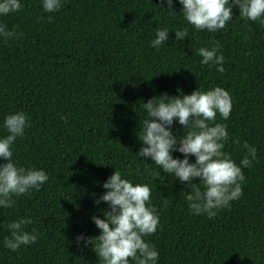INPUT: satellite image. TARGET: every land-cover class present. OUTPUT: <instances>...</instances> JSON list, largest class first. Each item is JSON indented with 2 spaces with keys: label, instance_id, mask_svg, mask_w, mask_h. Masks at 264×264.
I'll list each match as a JSON object with an SVG mask.
<instances>
[{
  "label": "trees",
  "instance_id": "16d2710c",
  "mask_svg": "<svg viewBox=\"0 0 264 264\" xmlns=\"http://www.w3.org/2000/svg\"><path fill=\"white\" fill-rule=\"evenodd\" d=\"M19 2L21 10L0 14L17 33L0 35V138L9 134L4 118L25 113L28 126L12 146L13 161L42 169L48 180L13 197L14 207L0 206V264H99L92 245L76 238L99 235L91 217L103 219L108 204L93 201L114 170L151 189L159 227L144 239L159 253L156 264H264V26L242 18L235 5L226 27L208 32L183 18L179 0L172 13L162 0H61L53 13L42 0ZM185 27L188 37L178 40L172 31ZM162 28L169 39L153 48ZM214 43L223 73L202 65L196 52ZM217 86L231 97L230 116L217 113L215 121L229 135L223 151L240 166L247 141L257 156L251 167L241 166L240 198L209 219L189 211L185 183L136 155L143 146L137 132L150 98ZM171 131L184 134L177 121ZM21 218H31L24 231L35 229L37 240L12 251L4 245L7 225Z\"/></svg>",
  "mask_w": 264,
  "mask_h": 264
},
{
  "label": "clouds",
  "instance_id": "9594fccd",
  "mask_svg": "<svg viewBox=\"0 0 264 264\" xmlns=\"http://www.w3.org/2000/svg\"><path fill=\"white\" fill-rule=\"evenodd\" d=\"M172 13L173 0H162ZM183 6V18L195 30L216 32L224 29L232 19V7L238 6L239 15L249 21L259 22L264 26V0H179ZM45 12L53 13L62 7L61 0H42ZM22 9L19 0H0V14L7 15ZM39 19V18H38ZM51 20V16L49 17ZM169 29H156L155 38L150 41L153 48H159L168 39ZM178 40L188 37V28L172 31ZM0 35L16 38L14 30H8L0 23ZM247 39V37H245ZM202 57V65H215L216 70L224 72V57L218 53V45L211 48L196 49ZM147 112L139 128L138 139L142 147L136 153L139 157L151 158L164 174L174 175L181 183L191 189L184 195L189 211L195 215L205 214L214 218L218 211L230 207V202L242 195L241 184L245 180L242 167H251L257 152L254 146L245 141L246 150L238 166L231 155L223 151L229 139L226 125L215 123L217 113L227 120L231 112L230 94L221 87L209 90L196 88L191 94L169 97L163 94L150 98L143 104ZM66 120V117H62ZM183 126L182 136L171 131L173 122ZM3 126L9 133L0 138V206L11 208L15 205L13 197L39 190L48 180V174L42 169L18 167L13 161L12 146L17 137H22L28 126V118L23 112L8 114ZM234 143L240 144L237 139ZM180 152L183 159L174 158L172 152ZM189 155L195 162L189 161ZM199 178L198 183H193ZM201 185L203 190H201ZM106 189L94 199L95 204L104 201L108 210L104 218L92 216L91 220L100 229L95 237L77 236L85 246L91 244L99 264H156L159 253L154 245L144 237L152 235L159 227L157 210L150 203L151 189L147 184L136 183L114 172L103 182ZM96 194L93 193V196ZM32 223L31 218H21L7 225L11 232L5 237L4 245L12 251L21 245H30L37 240L35 229L31 233L24 231V226Z\"/></svg>",
  "mask_w": 264,
  "mask_h": 264
}]
</instances>
